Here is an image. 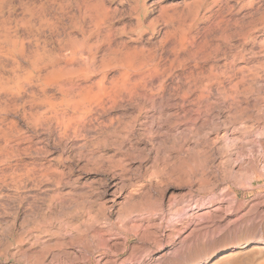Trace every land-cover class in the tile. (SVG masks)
<instances>
[{"label": "rangeland", "instance_id": "obj_1", "mask_svg": "<svg viewBox=\"0 0 264 264\" xmlns=\"http://www.w3.org/2000/svg\"><path fill=\"white\" fill-rule=\"evenodd\" d=\"M0 264H264V0H0Z\"/></svg>", "mask_w": 264, "mask_h": 264}]
</instances>
